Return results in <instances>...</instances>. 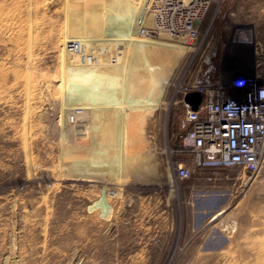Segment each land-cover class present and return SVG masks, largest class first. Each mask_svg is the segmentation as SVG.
I'll return each instance as SVG.
<instances>
[{"label":"rangeland","instance_id":"1","mask_svg":"<svg viewBox=\"0 0 264 264\" xmlns=\"http://www.w3.org/2000/svg\"><path fill=\"white\" fill-rule=\"evenodd\" d=\"M149 4L0 0V264H264V172L174 169L185 93L264 77V0H216L192 46L144 39Z\"/></svg>","mask_w":264,"mask_h":264},{"label":"built area","instance_id":"2","mask_svg":"<svg viewBox=\"0 0 264 264\" xmlns=\"http://www.w3.org/2000/svg\"><path fill=\"white\" fill-rule=\"evenodd\" d=\"M216 0H150L147 14L139 29L142 37L167 34L185 38L194 45L200 36V25ZM80 42L68 44V50L85 63L101 60L100 53L85 55ZM99 54V55H98ZM261 55V53H255ZM88 59V61H87ZM232 88L240 95L226 96L219 87L205 80L185 93H198L202 102L198 110L184 102L187 109L186 131L176 153L190 157L175 162L176 177L186 181L205 171L242 168L251 176L264 172V77L238 74ZM71 122H77L75 116Z\"/></svg>","mask_w":264,"mask_h":264},{"label":"water","instance_id":"3","mask_svg":"<svg viewBox=\"0 0 264 264\" xmlns=\"http://www.w3.org/2000/svg\"><path fill=\"white\" fill-rule=\"evenodd\" d=\"M185 101L193 105V110H198V107L202 102V96L198 93L189 94L186 96Z\"/></svg>","mask_w":264,"mask_h":264},{"label":"bare ground","instance_id":"4","mask_svg":"<svg viewBox=\"0 0 264 264\" xmlns=\"http://www.w3.org/2000/svg\"><path fill=\"white\" fill-rule=\"evenodd\" d=\"M127 2V1H126ZM160 36V35H159ZM152 38H157V37H152ZM144 39H146V40H151V41H153V42H157L158 41V39L159 38H157V39H151L150 37L149 38H144ZM185 39V38H184ZM157 40V41H156ZM188 41V40H187ZM188 44L190 43L189 41L187 42ZM192 45H194L193 43H191L190 44V46H192ZM220 214H218L217 216H219ZM216 216V217H217Z\"/></svg>","mask_w":264,"mask_h":264},{"label":"crops","instance_id":"5","mask_svg":"<svg viewBox=\"0 0 264 264\" xmlns=\"http://www.w3.org/2000/svg\"><path fill=\"white\" fill-rule=\"evenodd\" d=\"M259 50V51H258ZM263 48L262 47H259V48H255V53H263Z\"/></svg>","mask_w":264,"mask_h":264},{"label":"trees","instance_id":"6","mask_svg":"<svg viewBox=\"0 0 264 264\" xmlns=\"http://www.w3.org/2000/svg\"><path fill=\"white\" fill-rule=\"evenodd\" d=\"M236 92H238L237 89L233 88V95H236Z\"/></svg>","mask_w":264,"mask_h":264}]
</instances>
